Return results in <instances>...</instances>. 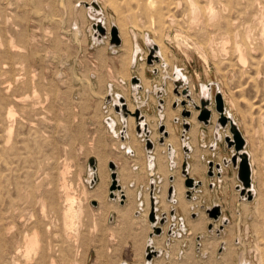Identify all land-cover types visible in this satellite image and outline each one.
Segmentation results:
<instances>
[{
  "label": "rangeland",
  "instance_id": "374dc122",
  "mask_svg": "<svg viewBox=\"0 0 264 264\" xmlns=\"http://www.w3.org/2000/svg\"><path fill=\"white\" fill-rule=\"evenodd\" d=\"M150 1H154L155 4L152 3L151 5ZM195 1L198 4V10L194 14L191 11V4L189 0H170L166 3H162L161 0H0V5L2 8L1 11L4 9L5 14L10 17V21L12 23L19 25L21 29H25L29 33L28 39L30 42L31 51L34 53V56L32 66H28V68L30 71L32 70V72H36L38 74L37 75L35 73L36 80L39 81L40 79L41 81V84L36 89L38 92L36 99L39 102L38 106L41 108H39V112L41 111L40 116L43 115L42 117H44L46 123L44 125L43 122H39L40 124H38L40 127L38 128L39 125L37 124L35 129L41 130L43 132L47 130L45 132L46 134H49L55 138L57 137V141H60V148L54 155L51 156L52 158L49 160L48 166L46 165V167H48L51 190L56 196H60V190L63 184L61 171L63 167H66L68 169L66 173L67 194L63 195V199L68 200V198H71L74 201L75 209H78L80 206L83 207V211L79 213L80 215L78 214L79 217L77 218V220H80L77 221L79 224L77 226L80 230L78 231L80 235L79 245L81 244L78 256L79 264H148L147 249L149 244L151 243L156 248L153 241V237H155V230L152 226L153 224L150 221V218L145 220L144 216L137 211L136 205L139 196L142 197L144 194L148 193L147 191H149V196H151L152 182L155 186L154 195H156L155 193H162L161 185L164 183L163 171H160L163 175L159 173L157 174V178L155 175H153V173H150V166L153 167V170L157 169V164L155 163V157L153 155L156 143L151 140L152 131L150 126L147 125V129L149 128V134H146L144 131H141V134L138 132L137 128L133 130V136L135 135L140 140L139 151L133 148L128 150L119 142L117 144V141L119 140H128V116L126 117V121H124V118L121 114L122 112H118L116 109L115 104L118 103L114 102V96L117 98L120 96L123 97L124 94L127 93L124 96L125 98L123 97L125 103L128 102L127 100H129V104H134L136 107L143 104H138L136 102L133 93H131V88L132 85H135L134 80L140 73L139 66L144 62L145 65L148 66L147 77L151 80L153 90L158 87L159 84H161L163 79L161 80V75H159L158 70L151 71V69H149V66L155 62L154 58L151 59L150 56L144 59V54L140 53L138 64L136 58L134 65L133 60L131 61V64L129 63V65H126L129 59H127L126 55H124L123 51L119 48L122 45V41L120 39L119 41L115 40L113 36V31L115 29L119 35L117 26L126 27L125 29L127 30L129 38H131V44L133 47L135 46V43L138 42L143 48V51H149L150 55L151 44L154 43V41L159 40L158 43L166 48L164 50L169 63L172 62L170 63L168 70H163V78L165 77L168 79L167 81L164 78L165 81L163 82L165 83H163V89L159 88L158 94L153 92L145 95L146 103L139 107V109H141V114L145 112V114L152 116V122H155L154 118L158 116L159 113L165 111V106H167V109H172V111H174V119L172 118V124L174 125L175 129L174 133L176 134L175 143L178 142V144L175 148L176 150H174L175 152H173V149L170 146V149L168 148V153H165L163 156L166 155L164 161L168 159V162L166 161L165 163L166 170L170 168L172 173H176L178 169L179 173L177 172V175H168V181L172 183L178 175L179 177L184 176L183 166L185 163H188V168L189 165L191 167L192 165L198 167L207 166V170L204 171L206 184L202 185L204 184L203 180L197 175H195V180L201 182L200 186L202 187L201 191L199 192L200 194L204 193L203 190L205 188L208 189L211 194V196L207 197V199L204 201V205L201 208L203 209L206 218L212 220V223L206 221L205 219L203 223L201 222L199 224V230L196 231L197 233L189 236L186 214H184L178 206H171L169 212L165 213L163 211L162 203L158 202V199L156 198L158 202L156 205L157 215L160 218H162L164 215H169L168 217L170 225L166 230L167 241H165V249H159V251H162V253H160L159 256L154 257L151 264H159L161 260L164 261L160 264H186L187 261V264H208L209 262L212 264H223V262H225L224 264H240L242 256L247 258L249 264L250 262L253 264H258L261 257L264 259V254L262 255L264 252V239H261L264 237V209L262 208L264 207V204H261L263 201L261 198L264 197V194L258 196L260 199L258 198L257 202L255 200L249 202L248 200L246 203H243L241 192L239 190V185H241L242 182L238 177V170L233 166V163L229 164V167H227L228 170L226 171V174L229 177L227 183H224L223 185H215L213 183L216 181L217 177L216 174L213 173L214 168L210 166L209 161H223L224 158H230L232 152L228 148L226 142L223 141L220 134L221 132H216L217 129L215 127L210 128L209 125L201 123V121L198 120V116L196 118V122L198 121L197 123H200L198 125V130L201 132L197 133L196 136L189 135L192 129V124L186 120L192 117V112L190 117H186L184 114L188 109L184 107L185 105H183V103L185 102V104L188 106L190 101L188 98L183 96L184 100L177 102V104L175 99H172L174 96H180L175 91L176 85H174L175 82H173L172 78L174 77V72L176 70L175 67L183 69V72L190 77L191 83L195 90L194 94H196V97L199 95V98L201 97L202 84L212 83V81L217 82L218 80L223 85L221 86L225 89L228 97L232 99L231 95H233L234 98H236L240 103L239 105H241L239 106L240 111L237 110L235 113L242 127L241 131L243 135L246 132L245 126L251 125L250 123H252L251 126H255V129L258 131V141L256 147H260L261 160L260 163L255 161V167L257 170V180L255 179V184L256 188H259V191H264V34L262 35V21H264V0H259L258 6L256 5L252 9L249 8L248 11H251L250 13L245 10L243 5L231 4L230 6H225V0H212V3L210 0ZM52 2L56 4H53ZM87 3H93V14H91L92 11L89 12V6L87 7V10H82L85 9L82 6L86 7ZM110 3L112 4L111 7ZM213 11L217 12V16H213ZM257 13H259V16L257 19H254V15ZM170 15L174 16L177 20L173 26L169 22ZM64 19L66 21H64ZM98 22L101 25H99ZM80 26H82V28ZM103 26L107 27L108 31L109 27L111 26L109 31L111 34V39L110 36L108 37L107 30ZM69 27L70 30L63 33L66 29L68 30ZM100 27H103V31L100 29ZM74 29L76 30L74 31ZM132 29L137 35V41L133 35ZM177 34H183L185 36L184 40H178L176 38ZM97 38L98 40H96ZM1 39H3V37ZM102 44L103 46H101ZM197 45L201 47V50L197 47ZM113 46L116 49H112ZM98 51H101L105 57L103 54H101V52L99 53ZM242 55L247 58L248 62L246 66H244L241 62ZM99 56L102 57V60ZM55 57L58 58L55 59ZM130 57L131 54H129V58ZM94 58L96 60H94ZM105 63L107 65H105ZM87 66L90 70H88ZM71 69L74 73L70 71ZM121 69L123 70L121 71ZM171 69L172 71H170ZM127 70H129L128 75H133L132 79L131 77L129 78L126 76ZM122 76L127 78L126 81H124L125 83L121 80ZM82 78L83 80H81ZM103 79L107 81H104V83L102 82ZM140 82L141 81L139 80L137 84L140 85ZM169 83H172L174 86L172 89L173 93L164 92L165 87H167ZM117 84L122 88L120 86L116 87ZM102 87L105 88L103 89ZM97 90L102 91L97 92ZM105 91L108 93L106 99L104 98V95L107 94ZM98 93L101 94V96ZM151 94L155 95L156 100L153 98L151 100ZM230 105L231 104L229 102V106ZM177 106H181L183 109L178 110ZM111 108H113L115 113H118L121 116L123 122L126 123V125L124 124L125 126L122 124H117L114 117L110 114ZM244 116H247V118ZM51 118H54V120ZM145 119L146 118L144 117V120ZM188 124L189 130H186V126ZM43 128H45V130ZM124 128L126 129V132L123 131ZM163 128V131L162 127L159 128V132L161 133L162 131V138H159L157 142L159 145L164 144L166 138L169 137V133H163L166 131V126ZM122 135L124 137H122ZM148 139L151 141V151L147 150L149 147ZM192 139L194 140L192 141ZM247 149L249 151L252 150L253 154L256 155V152L254 151L253 146L251 147L250 143L247 146ZM106 150H108L109 155ZM196 155L197 157L200 155L198 157L199 160H197ZM108 156H111V158ZM134 156L137 159L133 158ZM92 159L95 160L96 168H93L91 165ZM112 163L115 164V169L111 167ZM99 164L104 168L105 171H109V179L111 181L109 182L108 192L102 199L94 196V190L100 181L99 174L95 173L94 178L89 181V169L92 167L98 172L97 167ZM143 167H146L147 169L145 168V170ZM145 171H147V173ZM113 173H116L117 180L118 176H121V179L123 180L121 183H125L127 185V190L129 191V196L126 197V194L124 193L125 197L123 196V202H120L119 204L118 202L114 203L111 200L115 199V197L111 196V188L114 184ZM124 173H127V175ZM123 175L124 177H122ZM222 175L223 174H217L219 178L222 177ZM144 180L147 183L143 182ZM158 181L159 185L161 184L160 188L157 187ZM257 182H261V185L257 184ZM117 185H120L119 181H117ZM116 189L122 190V186L117 187ZM170 189H173L174 194V187H169V190ZM131 192L133 193L132 195ZM186 198H189L188 195H186ZM128 199L129 201H127ZM165 199L166 201H171L173 198H170L169 195H167ZM131 200L132 203L129 204ZM211 201L220 202L222 206H212L211 208H207L212 204ZM94 202H96V205L93 204ZM99 202H102V204ZM108 202H110V204H108ZM132 204L133 206L131 207ZM121 205L125 206L121 207ZM101 206H103V209ZM126 206H128V208ZM114 207L115 209H113ZM129 207L132 208V210ZM121 208L124 210V214L122 213L123 215H121L119 211ZM216 209H218L217 214L215 213ZM176 213L180 219V225L178 227L176 226L177 218L173 219ZM81 214L84 215L81 216ZM224 214L228 216V219L220 224L218 228H215V222H218ZM124 215V218L127 219L126 221L121 219V217ZM244 215H246V217ZM148 217H150V215ZM188 218L191 220H193V218L196 219L198 218V213H191L188 215ZM254 219L257 221L256 223ZM260 219L261 221H259ZM145 221L147 222L145 223ZM167 221L168 220L166 219L165 224ZM230 223L232 227H230ZM142 224H144L143 226L146 225L147 227H142ZM132 225H134V227ZM164 225L162 226L163 229ZM158 226H161V224ZM259 227H262V229H259ZM133 228H135V230ZM170 228H172L173 232L176 231L173 237H178L174 241L170 239L172 238V235L168 233ZM204 228L206 230H203ZM232 228L233 231H231ZM114 230H116L117 233L116 231L114 232ZM130 230H132V233ZM151 235H153L152 238ZM256 238H260L259 241ZM228 239H233V243H230L232 241H229ZM223 240H226L228 243H223ZM246 240L248 242H246ZM176 241H180V244L178 242L176 243ZM236 243L240 245L238 246ZM171 244H174L175 246H172ZM202 244H206L204 245L205 247ZM254 244L255 246H253ZM170 245L172 248H170ZM257 245L261 246L262 248L260 247L259 249ZM231 249L233 252L236 250V252H234L236 255ZM189 252L192 254L190 253L189 255ZM224 254L228 255L225 257ZM216 258H219V260ZM181 259H184L185 262ZM200 259H203L204 262L203 260L200 261Z\"/></svg>",
  "mask_w": 264,
  "mask_h": 264
},
{
  "label": "bare ground",
  "instance_id": "6f19581e",
  "mask_svg": "<svg viewBox=\"0 0 264 264\" xmlns=\"http://www.w3.org/2000/svg\"><path fill=\"white\" fill-rule=\"evenodd\" d=\"M10 1V0H8ZM55 1V0H54ZM62 1V0H61ZM87 1V0H86ZM156 1V0H155ZM170 0H161L162 3L169 2ZM191 4V11L192 13H196L198 10V4L195 0H189ZM259 0H225V6H230L231 4H239L243 5L246 11L252 8H254L256 5L258 6ZM6 2V1H5ZM57 2V1H56ZM212 3L213 1L210 0ZM16 3V2H15ZM53 3V2H52ZM103 3V2H102ZM151 5L154 3V1H150ZM36 4V3H35ZM51 4V3H50ZM56 4V3H53ZM64 4V3H63ZM69 4V2H68ZM155 4V3H154ZM62 5V3H61ZM67 5V3H66ZM110 3V7H111ZM53 6V5H52ZM71 6V5H70ZM89 6V12L94 10L93 3H87V6H82L85 9L82 10H87V7ZM8 7V6H7ZM35 7V6H33ZM57 7V5H56ZM55 7V8H56ZM77 7V6H76ZM37 8V7H36ZM10 9V8H9ZM68 9V8H67ZM72 9V8H71ZM215 9V8H214ZM1 5H0V264H79L78 263V256H79V239L80 235L78 233L79 225L77 223V218L79 217V213L83 211V207L80 206L78 209L74 208V201L71 198H68V200L63 199V195L67 194V185H66V173H67V168L63 167L61 171L62 179H63V184L62 188L60 190V196H56L54 192L51 190V184L49 182V172H48V166L49 160L52 158L51 156L56 153V151L60 148V141L58 142L55 137L50 136L49 134H46L45 132L41 130H36V126L39 122H43L44 125L45 119L44 117L40 116L39 112V102L37 101L36 97L38 95V92L36 89L39 87L41 84V81L38 76V80H36V75L32 70L28 68V66H32V61H33V56L34 53H32L31 48H30V42H29V33L25 29H21L19 25L14 24L10 21V17H8L5 14V11H1ZM13 10V9H12ZM54 10V9H53ZM59 10V9H58ZM66 10V9H65ZM75 10V9H74ZM81 10V11H82ZM55 11V10H54ZM67 11V10H66ZM106 11V10H105ZM262 11V10H261ZM35 12V11H34ZM40 13L39 11H37ZM56 12V11H55ZM61 12V11H57ZM78 12V11H77ZM83 12V11H82ZM81 12V16H82ZM251 11H248L250 13ZM50 13V12H49ZM48 13V16H49ZM75 13V12H74ZM261 13V12H260ZM264 13V12H263ZM68 14V13H67ZM77 14V13H76ZM75 14V15H76ZM93 14V11L91 12ZM43 15V13H42ZM52 15V14H51ZM56 15V14H55ZM72 15V14H70ZM85 15V14H83ZM38 16V15H37ZM47 16V17H48ZM57 16V15H56ZM213 16H217V12L213 11ZM259 16V13L254 15V19H257ZM40 17V16H39ZM58 17V16H57ZM80 17V15H79ZM52 18V16H51ZM76 18V17H75ZM111 18V17H110ZM214 18V17H213ZM42 19V18H41ZM50 19V18H49ZM48 19V20H49ZM55 19V18H54ZM58 19V18H57ZM60 19V18H59ZM63 19V18H62ZM72 19V18H71ZM77 19V18H76ZM116 19V18H115ZM53 20V19H52ZM119 20V19H118ZM195 20V19H194ZM47 21V20H46ZM51 21V20H49ZM64 21H66L64 19ZM87 21V20H86ZM176 18L172 15H170L169 22L173 26L176 23ZM236 21V20H235ZM53 22V21H52ZM81 22V20H80ZM115 22V21H114ZM118 22V21H117ZM120 22V21H119ZM47 23V22H46ZM50 23V22H49ZM71 23V22H70ZM85 23V22H84ZM78 24V23H77ZM99 24V22H98ZM119 24V23H118ZM121 24V23H120ZM196 24V22H195ZM54 25V24H53ZM57 25V24H56ZM71 25V24H70ZM101 25V24H99ZM69 26V24H68ZM83 26V25H82ZM82 26H80L82 28ZM58 27V26H57ZM74 27V26H73ZM104 27V26H103ZM119 30V35L118 37L122 41L121 47H119L122 51L123 54L126 55L128 62L126 65L131 64V61L133 60V65L136 61L137 58V64L139 60L140 53L144 54L143 58L146 59L150 56L149 51H143V48L140 46V43L136 42L135 46L133 47L131 44V38H129L127 34V30L125 29L126 27H120L117 26ZM27 28V27H26ZM67 28V27H66ZM79 28V27H77ZM107 30L108 37L110 36L111 39V34H110V29L111 26L109 27V31L107 27H104ZM132 28V27H131ZM85 29V28H84ZM45 30V29H44ZM69 29L65 30L63 33L66 31H69ZM76 29H74L75 31ZM82 30V29H80ZM133 30V29H132ZM238 30V29H237ZM245 30V29H244ZM264 31V21H262V35ZM61 32V31H60ZM73 32V30H72ZM238 32V31H237ZM239 33V32H238ZM152 34V33H151ZM236 34V33H235ZM133 35L137 41V35L135 34V31L133 30ZM132 35V36H133ZM155 35V34H154ZM239 35V34H237ZM140 36V35H139ZM3 37V39H1ZM74 37V36H73ZM155 37V36H154ZM184 35L183 34H177L176 38L178 40H184ZM239 37V36H238ZM237 37V38H238ZM69 38V37H68ZM71 38V37H70ZM145 39V38H144ZM148 39V38H147ZM239 39V38H238ZM66 40V39H64ZM63 40V41H64ZM70 40V39H69ZM98 40V38L96 39ZM251 40V39H250ZM62 41V43H63ZM77 41V40H76ZM158 41H154L152 44H156L158 46V51L155 54L154 58H159V60H155L154 64L149 66V69L151 71L158 70L159 75H161V80L165 81V79L168 81L167 78H163V70H168V67L170 65V62L167 59V56L165 54L166 48L163 47ZM58 43V42H56ZM65 43V42H64ZM69 43V42H68ZM79 43V42H78ZM81 43V42H80ZM196 43V42H195ZM240 43V42H239ZM60 44V43H59ZM67 44V43H66ZM74 44V43H73ZM77 44V43H76ZM82 44V43H81ZM80 44V45H81ZM243 44V43H242ZM58 46V44H57ZM61 46V45H60ZM83 46V45H82ZM103 46V44L101 45ZM68 47V45H67ZM77 47V46H76ZM81 47V46H80ZM105 47V45H104ZM133 47V50H132ZM197 47L201 50V47L197 45ZM86 48V47H85ZM84 48V49H85ZM100 48V47H99ZM67 49V48H66ZM112 49H116L114 46ZM242 49V48H241ZM99 50V49H97ZM106 51V49H105ZM121 51V52H122ZM99 53L101 51H98ZM184 52V51H182ZM38 53V52H37ZM119 53V52H118ZM98 54V53H97ZM101 54H103L101 52ZM129 54H131V57L129 58ZM36 55V54H35ZM185 55V54H184ZM102 56V55H101ZM104 56V54H103ZM187 56V55H186ZM100 57V56H99ZM105 57V56H104ZM119 57V56H118ZM173 57V56H172ZM52 58V57H51ZM58 57H55V59ZM121 58V57H119ZM133 58V59H132ZM171 58V57H170ZM205 58V57H204ZM102 60V57H100ZM99 59V60H100ZM105 59V58H104ZM125 59V60H127ZM175 59V58H174ZM94 60H96L94 58ZM206 60V59H205ZM106 61V60H105ZM172 61V60H171ZM207 61V60H206ZM60 62V61H59ZM144 62V61H143ZM241 62L244 66L247 64V58L242 55L241 56ZM93 63V62H92ZM101 63V62H100ZM99 63V64H100ZM176 63V62H175ZM208 63V62H207ZM125 64V63H124ZM123 64V65H124ZM136 64V66H137ZM209 64V63H208ZM105 65H107L105 63ZM104 65V66H105ZM172 65V64H171ZM74 66V65H73ZM95 66V65H94ZM177 66V65H175ZM88 67V66H87ZM109 67V66H108ZM139 75L136 77L138 80H140V85L135 84L132 85L131 88V93H133V96L138 104H145L146 103V96L147 94L150 93H159V88L163 89V83L159 84L158 87H156L154 90L152 89L151 85V80L147 77V70L148 66L145 65V62L142 63L139 66ZM95 68V67H94ZM115 68V67H114ZM119 68V67H118ZM123 68V67H122ZM205 68V67H204ZM117 69V68H116ZM179 74L177 76L172 77L173 82L175 81H181L182 79L184 80V85L180 88V92H183V90L189 89L190 91V96L191 99L189 100L190 104L186 107L189 111L192 112V117L186 120L187 122H190L192 124V129L189 133V135H197V133L201 132L198 130V124L196 122L197 116L200 114V111L197 110L194 106V103L201 106V98H207L211 99V105H209V108L213 112L212 120L211 123L209 124L210 128L215 127L218 122V119L220 117V114L216 110V102H215V95L217 91V86L219 91L222 93L224 102L226 105V112L227 116H230L235 123L239 126L241 129V125L237 119V115L235 111L237 110L240 111L239 105L240 103L237 101L236 98H234L233 95L232 99L228 97L225 89L222 87L223 85L217 80V84H214V81H212V87L209 85L211 83H204L202 84V91H201V97L199 98V95L196 97L194 94V86L191 83L190 77L183 72V69L179 67H175ZM88 70L89 67H88ZM123 69H121L122 71ZM126 70V69H125ZM164 70V71H165ZM204 70V69H203ZM66 71V70H65ZM72 71V69L70 70ZM108 71V70H107ZM138 71V72H139ZM172 71V69L170 70ZM201 71V70H200ZM73 72V71H72ZM80 72V71H79ZM85 72V71H84ZM89 72V71H88ZM93 72V71H92ZM127 77H133V75H128L129 70L126 71ZM177 72V71H176ZM66 73V72H65ZM74 73V72H73ZM83 73V72H82ZM113 73V72H112ZM117 73V72H116ZM168 73V71H167ZM175 73V72H174ZM218 73V72H217ZM37 74V73H36ZM67 74V73H66ZM38 75V74H37ZM76 75V74H75ZM116 75V74H115ZM119 75V74H118ZM169 75V74H168ZM62 76V75H61ZM68 76V75H67ZM77 76V75H76ZM75 76V77H76ZM101 76V74H100ZM209 76V75H208ZM79 77V76H78ZM83 77V76H82ZM110 77V76H109ZM114 77V75H113ZM118 77V76H117ZM135 77V76H134ZM206 77V76H205ZM216 77V76H215ZM85 78V77H84ZM89 78V77H88ZM104 78V77H103ZM72 79V78H71ZM78 79V78H77ZM86 79V78H85ZM84 79V80H85ZM97 79V78H96ZM101 79V77H100ZM105 79V78H104ZM103 79L102 82L105 80ZM126 77L122 76L121 80L124 82L126 81ZM66 80V76H65ZM79 80V79H78ZM83 80V78L81 79ZM90 80V79H89ZM88 80V81H89ZM102 80V79H101ZM62 81V80H61ZM87 81V80H86ZM107 81V80H106ZM105 81V82H106ZM116 81V80H115ZM118 81V80H117ZM63 82V81H62ZM82 82V81H81ZM104 82V83H105ZM113 82V81H112ZM119 82V81H118ZM117 82V83H118ZM159 82V81H158ZM222 82V80H221ZM43 83V82H42ZM88 83V82H86ZM91 83V82H90ZM114 83V82H113ZM120 83V82H119ZM125 83V82H124ZM160 83V82H159ZM224 83V82H223ZM84 84V83H83ZM89 85V84H88ZM101 85V84H99ZM98 85V86H99ZM175 85V84H174ZM222 85V86H221ZM106 86V85H105ZM120 86V85H116ZM82 87V86H81ZM121 87V86H120ZM165 87V86H164ZM176 87V86H175ZM103 88V87H102ZM105 88V87H104ZM103 88V89H104ZM122 88V87H121ZM174 88L172 83H169L167 87H165L164 92L165 93H170L172 92V89ZM77 90V87H76ZM124 90V89H122ZM80 91V89H79ZM99 90H97L98 92ZM102 91V90H100ZM99 91V92H100ZM109 91V90H108ZM126 91V90H124ZM106 92V91H105ZM107 93V92H106ZM117 93V92H116ZM123 93V92H122ZM173 93V92H172ZM233 93V92H232ZM90 94V93H89ZM99 94V93H98ZM127 94V93H126ZM124 94V96L126 95ZM101 96V94H99ZM104 95V94H103ZM108 96V93L104 95V98ZM123 96V97H124ZM182 93H180V96H174L172 99H175L176 103L181 102L184 100V96ZM39 98V97H38ZM100 98V97H99ZM103 98V97H102ZM125 98V97H124ZM150 98L156 100L155 95L151 94ZM187 98V97H186ZM171 99V100H172ZM39 100V99H38ZM127 100V99H126ZM118 101V102H117ZM128 102L124 103L125 105L128 106V130H127V139L126 141L119 140L118 142L125 146L128 150L130 148L140 150L139 143L140 140L134 135L133 136V130L137 128V122L142 120L144 117L145 123L150 126V129L152 131L151 134V140H153L156 143L155 146V151L153 153L155 157V163L157 164V169L153 170L150 166V173L156 176L157 174L161 173L160 171H163L164 173V178H163V185L162 186V193L157 194L155 193V198L158 199V202L162 203L163 206V211L165 213L169 212V209L171 206H178L184 214H186L187 218V228H188V235L192 236V234L197 233L196 231L199 230L198 226L199 224L205 221H209L212 223V220L206 218L205 213L203 209L201 208L204 205V201L207 199V197H210L211 194L208 191V189L203 190V194H200L199 192L201 191L202 186H196L193 188H189L186 186V180L187 177L195 179V175L199 176L202 178L203 183L202 185L206 184V178L204 177V171L207 170V166L201 167V166H195L192 165V167L189 165L188 168V176L184 174L183 177H179V175L176 177V179L170 183L168 181V175H177V172L179 173V170L177 169L176 173H172L171 169L166 170V161L168 162V159L164 161V158H166V155L163 156L165 153H168V148L170 149V146L174 150H176V146L178 144L175 143L176 141V134L174 125L172 124V118L174 116V111L172 109H167V106L164 112L159 113L158 116L154 118L155 122H152L151 117L147 114L142 113L140 115L141 109H139L140 106L143 104L139 105L136 107L134 104H129ZM200 101V102H199ZM114 102L118 103V105L121 108L123 104L119 101V97L114 96ZM154 102V101H153ZM172 102V101H171ZM230 102V106H229ZM155 103V102H154ZM169 103V102H168ZM159 104V102H158ZM171 104V103H170ZM178 104V103H177ZM42 106V105H41ZM104 106V105H103ZM43 107V106H42ZM178 107V106H177ZM195 108V109H194ZM41 109V108H40ZM183 108L181 106L178 107V110H182ZM242 109V108H241ZM43 110V109H42ZM160 110V109H159ZM44 112V111H43ZM143 112V111H142ZM176 113V112H175ZM242 113V112H241ZM109 114V113H108ZM110 114L114 117L115 121L117 124H122L124 125L125 122L121 119V116L118 113H115L113 111V108H111ZM241 115V114H239ZM46 116V115H45ZM179 116V115H177ZM243 116V114H242ZM245 117V116H244ZM50 118V117H48ZM124 118V117H123ZM239 118V117H238ZM247 118V116L245 117ZM52 119V118H51ZM174 119V118H173ZM253 119V118H252ZM54 120V118L52 119ZM51 120V121H52ZM48 121V120H47ZM50 121V122H51ZM126 121V118L124 119ZM185 121V120H184ZM251 121V120H250ZM249 121V122H250ZM247 122V120H246ZM49 123V122H48ZM57 123V122H56ZM203 123V122H201ZM40 124V123H39ZM38 124V125H39ZM252 125V123H250ZM52 125V124H51ZM144 125V123H143ZM251 125H246L244 130V137H246L247 145L245 151L249 154L250 158V163L252 166V191L254 192V199L256 202L258 200L259 195H263L264 192L263 190L259 191V188H256L255 184V179L257 176V170L255 167V161L260 163L261 160V152H260V147L257 146V138H258V131L255 129V126ZM54 126V125H53ZM125 126V125H124ZM166 126V131L163 132L164 134L169 133V137L166 138L164 144H157L159 138H162V131L161 133L159 132L160 127ZM176 126V125H175ZM40 125L38 126V128ZM49 127V125H48ZM54 128V127H53ZM52 128V129H53ZM45 130V128H43ZM47 129V128H46ZM149 129V128H148ZM51 130V129H50ZM126 130V129H125ZM184 130V129H183ZM118 131V130H117ZM124 131V130H123ZM126 132V131H125ZM186 132V131H185ZM216 132H221V137L223 141H225V138L227 136L232 137V134L230 132V125L227 127H219ZM119 133V131H118ZM51 134V132H50ZM122 134V133H121ZM126 134V133H125ZM142 134V132H141ZM53 135V134H52ZM56 136V135H55ZM203 136V135H202ZM185 137V136H184ZM148 138V137H147ZM185 139V138H184ZM195 139V138H194ZM192 139V141L194 140ZM209 139V137H208ZM125 140V139H124ZM178 140V139H177ZM190 140V139H189ZM196 140V139H195ZM143 141V140H142ZM185 141V140H184ZM146 142V141H145ZM197 142V141H195ZM193 143V142H191ZM205 143V142H204ZM251 144V147L253 146L254 151L256 152V155L253 154V151H249L247 149V146ZM186 144V143H185ZM197 144V143H196ZM179 146V145H178ZM203 146V145H202ZM180 147V146H179ZM183 147V146H182ZM197 147V146H196ZM199 148V147H198ZM250 148V147H249ZM256 148V149H255ZM118 149V148H117ZM144 149V148H143ZM203 149V148H202ZM101 150V148H100ZM109 150V149H108ZM108 150L107 153H108ZM113 150V149H112ZM123 150V149H122ZM148 150V149H147ZM199 150V149H198ZM232 152V155L230 158H224L223 161L218 162L217 160H210L209 162L214 163V172L216 174V181L213 182L215 185H223L224 183H227L228 181V175L226 174V171L228 170L227 167H229V164L231 163V158L233 154L235 153V148L233 147L230 149ZM99 151V150H98ZM126 151V150H125ZM144 151V150H143ZM146 151V150H145ZM101 152V151H100ZM129 152V151H128ZM171 152V151H170ZM169 152V153H170ZM194 152V151H193ZM99 153V152H98ZM115 153V152H114ZM123 153V152H122ZM130 153V152H129ZM136 153V152H135ZM140 153V152H139ZM178 153V152H177ZM197 153V152H196ZM215 153V152H214ZM219 153V152H218ZM100 154V153H99ZM143 154V153H142ZM147 154V153H145ZM182 154V153H181ZM194 154V153H193ZM109 155V153H108ZM124 155V154H123ZM141 155V153H140ZM139 155V157H140ZM169 155V154H168ZM202 155V154H201ZM100 156V155H99ZM118 156V155H117ZM120 156V155H119ZM186 156V155H185ZM192 156V155H191ZM200 156V155H199ZM198 156V157H199ZM101 157V156H100ZM105 157V156H104ZM107 157V156H106ZM111 158V156H108ZM130 157V156H128ZM138 157V158H139ZM147 157V156H146ZM145 157V158H146ZM168 157V156H167ZM193 157V156H192ZM195 157V156H194ZM197 157V155H196ZM197 157V160L199 158ZM99 158V157H98ZM122 158V157H121ZM124 158V157H123ZM132 158V156H131ZM133 158H136L135 156ZM103 159V158H102ZM109 159V158H108ZM127 159V157H126ZM137 159V158H136ZM141 159V157H140ZM173 159V158H172ZM66 160V159H65ZM99 160V159H98ZM139 160V159H138ZM137 160V161H138ZM147 160V158H146ZM126 161V160H125ZM129 161V160H128ZM127 161V162H128ZM187 161V160H186ZM225 161H228V164L225 163ZM126 162V163H127ZM173 162V161H172ZM102 163V161H101ZM117 163V162H116ZM125 163V162H124ZM135 163V161H134ZM145 163V161H144ZM176 163V162H175ZM199 163V161H198ZM118 164V163H117ZM122 164V163H121ZM130 164V163H129ZM143 164V163H142ZM147 164V163H146ZM188 164V163H187ZM169 165H170V159H169ZM178 165V164H177ZM217 165H220L221 168L219 169ZM260 165V164H259ZM104 166V165H103ZM126 166V165H124ZM132 166V165H131ZM146 166V165H145ZM153 166V165H152ZM172 166V165H171ZM175 166V165H174ZM147 167V166H146ZM145 167V168H146ZM168 167V166H167ZM180 167V166H178ZM127 168V167H126ZM144 168V167H143ZM144 168V169H145ZM98 172L97 170L93 169L92 167L89 169V181H91L95 173L99 174L100 181L98 185L96 186V189L94 190V196L102 199L108 192V187H109V171H105L104 168L99 164L98 167ZM120 169V168H119ZM147 169V168H146ZM145 169V170H146ZM259 169V168H258ZM111 170V169H110ZM127 170V169H126ZM130 170V169H129ZM134 170V169H133ZM142 170V169H141ZM176 170V169H175ZM238 170V168H237ZM143 171V170H142ZM182 171V170H181ZM213 171V170H212ZM119 172V171H118ZM147 173V171H145ZM259 172V171H258ZM125 174V173H124ZM141 174V173H140ZM145 174V173H144ZM143 174V175H144ZM150 174V175H151ZM162 174V173H161ZM217 174H223L222 177H218ZM127 175V173L125 174ZM138 175V174H137ZM163 175V174H162ZM261 175V174H260ZM124 177V175L122 176ZM131 177V176H130ZM163 177V176H162ZM259 177V176H258ZM257 177V178H258ZM127 178V177H126ZM136 179V178H135ZM138 179V178H137ZM263 179V178H262ZM60 180V179H59ZM133 180V179H132ZM185 180V183H184ZM232 180V179H231ZM257 180V179H256ZM259 180V179H258ZM120 186H122V190L116 189L113 193L115 194V199H111L114 203L118 202H123V196L125 197L124 193L126 194V197L129 196V191L127 190V185L125 183H121L123 180L121 179V176H118V180ZM197 183L200 181L195 180ZM145 182V180L143 181ZM259 182V181H258ZM257 184H260L258 183ZM147 183V182H145ZM201 183V182H200ZM83 185V184H82ZM143 185V184H140ZM159 181L157 184V187L160 188ZM237 185V184H236ZM261 185V184H260ZM263 185V184H262ZM226 186V185H225ZM241 187L240 192L243 188V185H239ZM142 187V186H141ZM169 187H174V194L169 195ZM205 187V186H204ZM212 187V186H211ZM258 187V186H257ZM261 187V186H260ZM87 188V187H86ZM85 188V189H86ZM133 188V187H132ZM226 188V187H225ZM141 189V188H140ZM263 189V187H262ZM93 190V189H92ZM213 190V189H212ZM139 191V190H138ZM147 191V190H146ZM185 191V192H184ZM92 192V191H91ZM135 192V191H133ZM148 193L144 194L142 197L139 196L137 199V211L140 212L145 220L149 218L148 216L150 215L151 212V196H149V191ZM85 193V192H84ZM190 193V195H189ZM93 194V192H92ZM133 193L131 192V195ZM193 194V196H192ZM169 195L170 198H173L171 201H166V196ZM186 195H188L189 198H186ZM214 196V195H213ZM229 196V195H228ZM94 197V199H95ZM261 197V196H260ZM131 199V198H130ZM213 199V198H212ZM243 203H246L248 199L246 197H242ZM260 199V198H259ZM263 199L264 204V197L261 198ZM97 200V199H96ZM107 200V199H106ZM219 200V199H218ZM224 200V198H223ZM99 201V200H98ZM129 201V199L127 200ZM214 201V200H213ZM211 201V205L208 206L207 208H211L212 206L219 207L222 206L220 202H213ZM76 202V200H75ZM134 202V201H133ZM157 202V203H158ZM238 202V201H237ZM240 202V201H239ZM251 202V201H249ZM102 204V202H99ZM129 203V202H128ZM132 203V200L129 204ZM259 203V201H258ZM104 204V203H103ZM107 204V203H106ZM110 204V202H108ZM260 204V205H261ZM76 205V204H75ZM114 205V204H112ZM157 205V204H156ZM254 205V204H253ZM125 206V205H121ZM133 204L131 205V207ZM262 206V205H261ZM264 206V205H263ZM103 209V206H101ZM119 207V206H118ZM128 208V206H126ZM135 207V205H134ZM242 207V206H241ZM247 207V205H246ZM254 207V206H253ZM105 208V207H104ZM107 208V207H106ZM124 208V207H123ZM130 208V207H129ZM161 208V206H160ZM175 208V207H174ZM237 208V207H236ZM244 208V204H243ZM256 208V207H255ZM264 209V207H262ZM115 209V207L113 208ZM132 210V208H130ZM129 209V210H130ZM106 210V209H105ZM255 210V209H254ZM258 210V209H257ZM110 211V210H109ZM113 211V210H112ZM115 211V210H114ZM121 215H123V209H119ZM223 211V210H222ZM85 212V211H84ZM83 212V213H84ZM129 212V211H128ZM198 213V218H193V220L188 218V215L191 213ZM237 212V211H236ZM108 213V212H107ZM123 213V214H122ZM231 213V212H230ZM79 214V215H78ZM232 214V213H231ZM244 214V213H243ZM247 214V210H246ZM84 214H81V216ZM107 215V214H106ZM120 215V216H121ZM163 215V214H162ZM209 215V214H208ZM221 215V214H220ZM256 215V214H255ZM259 215V214H258ZM80 216V219H81ZM165 216V215H164ZM169 215H167V223L164 225L163 229V234L153 237V241L155 243L156 249L159 250L161 248H164L165 241H167V236H166V230L168 226L170 225L169 223ZM246 217V215H244ZM251 216V215H250ZM123 217V218H122ZM121 219H125V215L122 216ZM159 217V216H158ZM172 217V216H171ZM84 218V217H83ZM143 218V219H144ZM160 218V217H159ZM177 218L176 220V226L178 227L180 225V219L179 216L176 215L173 217ZM228 219L227 215H223L218 222H215L214 226L215 228H218L220 224H222L225 220ZM239 219V218H238ZM241 219V218H240ZM250 219V218H249ZM253 219V218H252ZM257 219V218H256ZM122 220V221H123ZM182 220V219H181ZM231 220V219H230ZM139 221V220H138ZM143 221V220H142ZM238 221V220H237ZM240 221V220H239ZM252 221V220H250ZM255 221V219H254ZM261 221V219L259 220ZM129 222V221H128ZM147 221H145L146 223ZM235 222V221H233ZM232 222V223H233ZM257 221H255L256 223ZM124 223V222H122ZM127 223V222H126ZM125 223V224H126ZM130 223V222H129ZM140 223V222H139ZM144 223V224H145ZM239 223V222H238ZM254 223V224H255ZM82 224V223H81ZM80 224V225H81ZM119 224V223H118ZM133 224V222H132ZM144 224H142V227ZM160 224L158 222L157 226ZM237 224V223H236ZM253 224V225H254ZM120 225V224H119ZM129 225V224H127ZM234 225V224H233ZM118 226V225H116ZM134 227V225H132ZM224 226V225H223ZM240 226V225H239ZM255 226V225H254ZM78 227V228H77ZM110 227V226H108ZM125 227V225H124ZM128 227V226H127ZM141 227V225H140ZM147 227V226H146ZM149 227V226H148ZM173 227V226H172ZM185 227V226H184ZM230 227L231 223H230ZM234 227V226H233ZM258 227V226H257ZM112 228V227H110ZM118 228V227H115ZM121 228V227H120ZM132 228V227H131ZM139 228V227H138ZM202 228V227H201ZM214 228V229H215ZM78 229V230H77ZM125 229V228H123ZM135 230V228H133ZM141 229V228H140ZM221 229V228H220ZM251 229V228H250ZM256 229V228H254ZM259 229H262V227H259ZM118 230V229H116ZM114 230V232L116 231ZM153 230V229H152ZM203 230H206L205 228ZM218 230V229H217ZM132 233V230H130ZM142 231V230H141ZM233 231V228L232 230ZM258 231V230H257ZM119 232V231H118ZM176 231L173 232L172 228L169 229V234L172 235L170 238L171 240H176L178 237H173ZM206 232V231H205ZM253 232V231H252ZM256 232V231H255ZM117 233V231H116ZM115 233V236H116ZM147 233V232H146ZM263 233V232H262ZM138 234V233H137ZM182 234V233H181ZM204 234V233H203ZM135 235V234H134ZM232 235V234H231ZM238 235V234H237ZM261 235V234H260ZM259 235V236H260ZM114 236V238H115ZM137 236V235H135ZM147 236V234H146ZM185 237V236H184ZM188 237V236H187ZM212 237V236H211ZM248 237V236H247ZM262 237V236H261ZM152 238V237H151ZM205 238V237H204ZM203 238V239H204ZM213 238V237H212ZM220 238V237H218ZM222 238V236H221ZM116 239V238H115ZM138 239V238H137ZM208 239V238H207ZM206 239V241H207ZM241 239V238H240ZM244 239V238H243ZM259 239L260 238H256ZM261 239H264L261 238ZM114 240V239H113ZM180 240V239H179ZM209 240V239H208ZM219 240V239H218ZM229 241L231 239H228ZM233 240V239H232ZM231 240V241H232ZM253 240V239H252ZM189 241V240H188ZM257 241V242H258ZM83 242V241H82ZM178 241H176L177 243ZM182 242V241H181ZM192 242V241H191ZM203 242V240H202ZM213 242V241H212ZM210 242V243H212ZM217 242V241H216ZM223 243H228L226 240L222 241ZM246 242H248L246 240ZM245 242V243H246ZM180 244V241L178 242ZM189 243V242H188ZM222 243V244H223ZM230 243H233L230 242ZM244 243V245H245ZM175 244V243H174ZM173 244V245H174ZM207 244V243H206ZM204 244V245H206ZM237 244V243H236ZM260 244V243H259ZM167 245V244H166ZM172 245V244H171ZM170 245V248L172 246ZM178 245V244H177ZM194 245V244H193ZM197 245V244H196ZM203 245V244H202ZM203 245V246H204ZM214 245V244H212ZM227 245V244H226ZM232 245V244H231ZM235 245V244H234ZM238 245V244H237ZM240 245V244H239ZM238 245V246H239ZM252 245V244H251ZM264 245V244H263ZM169 246V245H168ZM175 246V245H174ZM191 246V245H190ZM200 246V245H199ZM208 246V245H207ZM229 246V245H228ZM236 246V245H235ZM255 246V244L253 245ZM258 246V245H257ZM177 247V246H176ZM174 247V248H176ZM189 247V246H188ZM193 247V246H192ZM191 247V248H192ZM205 247V246H204ZM217 247V246H216ZM243 247V246H242ZM259 249L261 246H258ZM179 248V247H178ZM190 248V247H189ZM209 248V247H208ZM262 248V247H261ZM165 249V248H164ZM177 249V248H176ZM185 249V248H184ZM227 249V248H226ZM264 249V248H263ZM262 249V251H263ZM163 250V249H162ZM169 250V248H168ZM179 250V249H178ZM212 250V249H211ZM210 250V251H211ZM232 250V249H231ZM235 250V249H234ZM143 251V250H142ZM175 251V250H174ZM229 251V250H228ZM253 251V250H252ZM172 252V250H171ZM177 252V251H176ZM185 252V251H184ZM193 252V250H192ZM227 252V250H226ZM233 252V250H232ZM236 252V250L234 251ZM233 252V253H234ZM261 252V250H260ZM162 253V251H161ZM169 253V252H168ZM187 253V252H186ZM191 252H189L190 255ZM211 253V252H210ZM215 253V252H214ZM225 253V252H224ZM192 254V253H191ZM216 254V253H215ZM220 254V253H219ZM229 254V253H228ZM226 254V255H228ZM235 254V253H234ZM264 252L262 253V255ZM164 255V254H163ZM170 255V254H169ZM177 255V254H176ZM185 255V254H183ZM225 255V254H224ZM225 255V257H226ZM236 255V254H235ZM247 255V254H246ZM258 255V254H257ZM256 255V256H257ZM261 255V254H260ZM172 256V255H170ZM174 256V252H173ZM210 256V255H209ZM215 256V255H214ZM213 256V258H214ZM190 257V256H189ZM211 257V256H210ZM231 257V255H230ZM159 258V257H158ZM175 258V257H174ZM173 258V259H174ZM193 258V257H192ZM222 258V257H221ZM156 259V258H155ZM164 259V258H162ZM171 259V258H170ZM169 259V260H170ZM179 259V258H178ZM219 260V258H216ZM234 259V258H233ZM258 259V258H257ZM142 260V259H141ZM158 260V259H157ZM180 260V259H179ZM184 261V259H181ZM203 260V259H202ZM200 259V261H202ZM223 260V259H222ZM221 260V261H222ZM227 260V259H226ZM138 261V260H137ZM156 261V260H155ZM164 261V260H163ZM161 260V262H163ZM173 261V260H172ZM177 261V260H176ZM182 261V262H183ZM209 261V260H208ZM251 261V260H250ZM160 262V263H161ZM171 262V261H170ZM185 262V261H184ZM188 262V261H187ZM186 262V264H187ZM204 262V260H203ZM214 262V261H213ZM223 262V261H222ZM255 262V261H254ZM139 263V262H138ZM159 263V264H160ZM181 263V262H180ZM190 263V262H189ZM225 262H223L224 264ZM140 264V263H139ZM171 264V263H170ZM182 264V263H181ZM184 264V263H183ZM203 264V263H202ZM208 264H212L209 262ZM214 264V263H213ZM227 264V263H226ZM237 264V263H236ZM240 264H249V261L247 258L244 256L241 257ZM250 264H253L250 262ZM258 264H264V259L261 257L259 259Z\"/></svg>",
  "mask_w": 264,
  "mask_h": 264
},
{
  "label": "water",
  "instance_id": "95a60500",
  "mask_svg": "<svg viewBox=\"0 0 264 264\" xmlns=\"http://www.w3.org/2000/svg\"><path fill=\"white\" fill-rule=\"evenodd\" d=\"M100 29L103 31V27H100ZM113 36L115 40L119 41L120 38L118 37V33L116 29L113 31ZM150 48H151L150 58L153 59L155 57L156 52L158 51V46L156 44H151ZM155 60H159V58H154V61ZM179 73L180 72H178V70H175L174 76H177V74ZM138 81H139L138 78H136L134 80V84H137ZM184 83L185 82L183 79L181 81H175V85H176L175 91L178 95H180V88L184 85ZM214 84H217V83L214 82ZM209 86L212 87L213 86L212 83ZM182 94L186 96L189 100L191 99L189 89L183 90ZM119 101L121 102V104H123L122 111L118 104H115V106L118 112H122L121 114L125 119L128 116V111H126L128 107L127 105L124 104L125 101L123 97L120 96ZM215 102H216V110L220 114V117L216 124V129H218L221 126L227 127L228 125H230V132L232 134V137L227 136L225 138V142L229 149H232L233 147L235 148V153L233 154L231 158V163H233V166L235 168H238V177L243 185V188L241 190V197H246L249 201H252L254 199V192L252 191V185H253L252 184V166L250 163L249 154L245 151L247 141L245 137L243 136V133L241 129L239 128V126L237 125V123H235V121L230 116H227L224 98H223L222 93L219 91L218 86H217V91L215 95ZM183 105L186 106L185 102L183 103ZM209 105H211V99H207V98H201V106L194 103L195 108L200 111V114L198 115V120L203 122L205 125H209L211 123L212 116H213V112L209 108ZM140 115H141V112H140ZM184 115L186 117H190L191 111L186 110ZM137 125H138L137 129L139 133H141V131H144L146 134H149V131L147 129L148 126L145 123L144 118L141 121L139 120L137 122ZM163 130L164 128L162 127V131ZM186 130H189V124L186 126ZM124 131H125V128H124ZM122 137L124 136L122 135ZM148 145H149L148 150L151 151V141L149 139H148ZM225 163L228 164V161H225ZM91 165L93 166V168H96L94 159L91 160ZM210 166L213 168L214 163L210 162ZM111 167L115 169V164L112 163ZM217 167L219 169L221 168L220 165H217ZM183 173L188 176V164L187 163H185L183 166ZM113 179H114V184L111 188V191H112L111 196L115 197V194L113 192L117 187H120V185H117L116 173H113ZM199 185H200V182L197 183L195 179L187 177V180H186L187 187L193 188ZM240 189L241 187L239 186V190ZM154 191H155V186H154V183L152 182L151 184V212H150L149 218L153 224L152 226H153V229L155 230V235L159 236L163 233L162 226L165 224L167 216H163L162 218L158 217L157 207H156L157 200L155 198ZM172 194H173V189H170L169 195H171V197H172ZM93 204L96 205V202H94ZM215 213L216 214L218 213V209L215 210ZM158 222H160L161 226H157ZM153 235H151V237H153ZM160 253L161 252L157 250L150 243L147 249L148 264H151L153 261V258L159 256Z\"/></svg>",
  "mask_w": 264,
  "mask_h": 264
}]
</instances>
